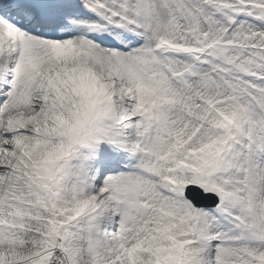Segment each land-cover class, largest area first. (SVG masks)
Masks as SVG:
<instances>
[{
  "label": "snow or ice",
  "instance_id": "1",
  "mask_svg": "<svg viewBox=\"0 0 264 264\" xmlns=\"http://www.w3.org/2000/svg\"><path fill=\"white\" fill-rule=\"evenodd\" d=\"M0 264H264V0H0Z\"/></svg>",
  "mask_w": 264,
  "mask_h": 264
}]
</instances>
